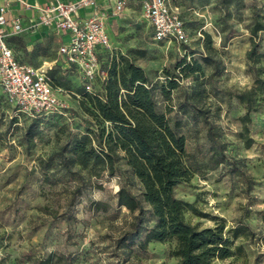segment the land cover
I'll list each match as a JSON object with an SVG mask.
<instances>
[{"label": "rangeland", "instance_id": "1", "mask_svg": "<svg viewBox=\"0 0 264 264\" xmlns=\"http://www.w3.org/2000/svg\"><path fill=\"white\" fill-rule=\"evenodd\" d=\"M141 1L111 23L103 60L123 55L141 66L158 108L179 123L193 176L176 193L208 214L189 211L186 218L201 228L225 222L230 237L243 228L233 239L241 249L213 264H264V108L252 113L254 143L247 147L241 119L246 106L236 97L256 77L264 78V57L247 59L264 0H167L185 24L187 41L181 42L153 39ZM256 39L264 52V31ZM57 46L47 41L28 50L13 43L19 60L35 66L57 57ZM170 79L177 87L166 97L161 88ZM67 80L59 96L69 114L49 119L19 110L0 85V264H35L49 255L58 259L54 264H178L175 239L144 243L156 223L150 207L137 220L118 205L121 185L138 195L143 190L124 160L113 176H99L71 162L70 147L68 167L56 155L94 122L78 71ZM32 123L38 133L31 140L26 131Z\"/></svg>", "mask_w": 264, "mask_h": 264}, {"label": "trees", "instance_id": "2", "mask_svg": "<svg viewBox=\"0 0 264 264\" xmlns=\"http://www.w3.org/2000/svg\"><path fill=\"white\" fill-rule=\"evenodd\" d=\"M261 31H264V19L257 18L251 27V47L247 51L249 61H259L264 57L256 39ZM105 51H100V58L103 69L108 72L106 80L100 82V88L96 87L94 92L87 91L82 85L93 106L94 122L87 131L63 144L56 155L68 167L70 161L66 151L70 147L73 154L71 162L99 176L104 172L113 176L118 162L124 160L143 190L138 195L126 184L121 185L117 191L118 205L136 213L137 220H141L146 206L150 207L156 223L147 232L144 243L175 239L173 255L178 264H213L215 260L232 257L236 249H241V246L235 249L233 239L240 236L243 228L231 230L230 237L225 222L198 227L186 218V213L190 211L205 217L208 214L195 202L176 193L177 187L193 176L186 137L178 131L179 123H173L167 113L158 108L150 78L141 66L123 55L105 63ZM183 64L184 67L188 65L186 60ZM74 70L77 69L64 68L60 63L54 65L48 70L52 85L65 90L63 86L68 81L67 77ZM176 87L177 83L170 79L162 86V93L170 97L171 90ZM236 97L246 106L241 118L242 135L247 147H251L254 139L250 136L249 124L253 119L252 113L264 108V78L256 77L254 85L238 91ZM54 116L64 115L52 112L35 118ZM33 128L34 123L26 131L31 140L38 133ZM215 153L216 164L223 162L218 150ZM57 261L49 255L35 264H54Z\"/></svg>", "mask_w": 264, "mask_h": 264}, {"label": "built area", "instance_id": "3", "mask_svg": "<svg viewBox=\"0 0 264 264\" xmlns=\"http://www.w3.org/2000/svg\"><path fill=\"white\" fill-rule=\"evenodd\" d=\"M97 0H53L38 6V22L53 26L67 35L59 48L64 68L75 67L86 90L94 92L98 82H103L108 72L103 69L100 51L110 47L111 36L102 17L81 18V7L95 6ZM126 2L119 0L114 8L120 13ZM144 17L154 29L156 41H187L184 21L167 0H144ZM7 8L0 4V85L8 98L30 117L58 112L69 114L62 101L61 88L52 85L48 70L54 65L35 66L21 62L10 46L8 38L24 29L19 19L8 18Z\"/></svg>", "mask_w": 264, "mask_h": 264}, {"label": "crops", "instance_id": "4", "mask_svg": "<svg viewBox=\"0 0 264 264\" xmlns=\"http://www.w3.org/2000/svg\"><path fill=\"white\" fill-rule=\"evenodd\" d=\"M52 1L53 0H0V4L6 6V16L8 18L19 19L24 25V29L22 31L11 35L8 38L10 46L13 48V43L21 42L26 45L28 50H31L36 44H41L43 42L51 41L54 44L57 43V57L54 59H45L42 63L56 65V63L59 64L63 62V56L59 53V48L63 41L67 40V35L58 31L53 26L38 22V6ZM118 1L119 0H97V4L95 6L81 7L78 10V16L81 18H89L93 16L102 17L111 36V23H113V21L126 8V6H128V4L134 5L138 0H123L126 2L125 8L120 13H115L114 8ZM143 1L144 0L141 1L142 4Z\"/></svg>", "mask_w": 264, "mask_h": 264}]
</instances>
